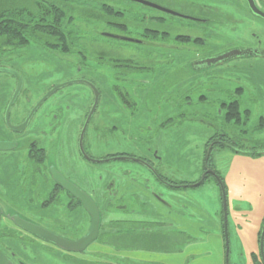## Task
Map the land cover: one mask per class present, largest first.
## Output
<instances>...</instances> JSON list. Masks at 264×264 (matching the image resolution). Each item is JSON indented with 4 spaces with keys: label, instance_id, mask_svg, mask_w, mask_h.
<instances>
[{
    "label": "rangeland",
    "instance_id": "1",
    "mask_svg": "<svg viewBox=\"0 0 264 264\" xmlns=\"http://www.w3.org/2000/svg\"><path fill=\"white\" fill-rule=\"evenodd\" d=\"M58 1L73 9L71 30L80 40L78 49L63 60L34 41L25 48L11 51L14 55L12 65L23 73L26 86L41 94L53 84L77 76L80 71L76 65L81 61L80 65L87 70L80 75L91 77L101 92L96 121L109 127L113 123L119 126L112 134L111 130L103 127L94 133L89 132L92 152L98 157L123 152L129 157L136 155L134 158L151 159L152 168L185 186L169 188L157 180V172L147 167L143 160L114 159L108 163L110 170L108 175L104 174L105 178H102L104 171H101L105 170V165L93 164L98 167L95 178L99 185L97 199L102 204L103 224H107L103 230L110 234L103 232L85 253H69L55 250L42 241L31 240L16 230L10 220L2 218L0 231H16L24 236V241L0 239V246L13 251L16 258L26 264H102L107 260L113 264H226L222 186L218 179L221 175L227 196L229 264H264L256 263L253 258V254H257L261 259L259 241L264 222V155L237 152L231 146L217 149L212 152L209 163L218 174L194 185L205 172L209 160L207 142L211 136L224 132L240 136L239 140L246 148L264 145V59L249 62L252 66L247 62L227 64L214 70L219 76L212 77L210 84L199 85L196 75L189 74L187 64H183L195 57L186 47L181 51L161 50L156 46L142 47L100 36L101 31L120 36L139 35L141 28L138 26L145 27L147 23L140 18L146 16L142 5L129 0ZM158 1L167 3L166 0ZM192 1L204 2L213 9L221 7L228 10L224 0ZM28 2L0 0V7L27 5ZM99 2L116 6L114 10L122 11V15H112L111 11L101 9ZM94 6L100 11L93 10ZM124 15L134 18H123ZM110 20L131 24L132 27L127 30L119 25L109 27ZM148 23L147 26L156 27L155 22ZM259 24L258 20L256 27L248 28L238 22L236 29L225 26L221 33L226 39H236L239 35L247 38L250 33L254 38L256 33L261 34L264 40ZM223 43L220 38L213 39L209 50H220ZM234 43L225 42L226 46ZM83 50H86L85 55H82ZM159 53H164L166 63L157 62ZM169 54L176 62L168 63ZM133 57L139 58L135 64L129 63L134 62L131 60ZM134 65L135 68L142 65L144 69L139 68L140 74L127 73L134 69L131 67ZM118 71L120 73L116 74ZM235 85L243 87L237 89V94H230L233 104L226 110L198 102L202 93L209 99L221 97L228 100L229 96L212 94L213 91L208 90H213L211 86L235 90ZM13 86L14 78L1 74L0 93L11 94ZM190 86L194 90L190 97L194 101L192 106L186 104L190 99L186 94L191 95ZM84 87L87 88L83 83H75L65 89L75 97ZM246 108L251 111L246 112ZM229 109H239V123L236 116L226 119ZM73 127L69 134L67 126L66 139L77 132L75 124ZM66 152L71 153L68 146ZM71 155L75 162L81 163L76 154ZM6 174L8 178L10 171ZM83 176L79 181H83ZM1 177L4 176L1 174ZM108 181H113V193L106 200L104 184ZM0 183L3 184V192L4 189L6 191V181L1 179ZM151 183L153 185L150 186ZM15 193L10 198L13 204L6 202L3 205L6 215L20 213L27 217L33 214L37 221L59 229L56 232L67 237L83 236L88 231L89 215L82 207H73V201L69 204V198H64V204L45 210L42 206H28L27 197L21 198L19 192ZM132 193H136L137 198ZM0 196L3 202L9 199L2 192ZM16 200H24L25 205L14 204ZM166 201L172 207L168 216L157 209L160 205L167 208ZM168 218L172 225L160 224L161 220L168 221ZM169 234H173L171 240H162Z\"/></svg>",
    "mask_w": 264,
    "mask_h": 264
},
{
    "label": "flooded vegetation",
    "instance_id": "2",
    "mask_svg": "<svg viewBox=\"0 0 264 264\" xmlns=\"http://www.w3.org/2000/svg\"><path fill=\"white\" fill-rule=\"evenodd\" d=\"M129 1L142 5L143 11L145 12L146 16L145 17L141 16L140 18L144 20V22L147 21V23L145 27L138 26L139 28H141V32L138 33L139 35L137 36H135V34L126 35V37L134 39V41H123V40L120 41L129 42L131 44H137L142 47L156 46L161 50H170V51H181L186 47L188 51L194 53L195 57H193L189 61L184 62L183 64H185V66L187 64L188 66L187 70H189L188 71L189 74L196 75V79L199 85L201 84L204 85L206 83L210 84L209 81L212 77L219 76L215 74L214 70L219 69L221 67L223 68L227 64H231L234 62H247L249 64V62L251 61H257V59H264V45H263L264 40L261 37V34L258 35L254 33L253 34L254 38L251 37V33H250L249 35H247V38H245V36L244 38H242L239 35L238 37H236V39H226V37L221 33V30H223L225 26H230L236 29V25L238 22H241L242 25H246V27L248 28L256 27L258 20L260 21L259 24L260 30L264 32V18L253 13L247 0H224L227 3L228 10H224L221 7L219 9H213L210 8L209 6H206L204 2H199V1L196 2L192 0H169V1L166 0L167 3L160 2L158 0H148L150 2L163 6L167 9H170L179 15L170 14L161 9L151 7L146 4L139 3L133 0H129ZM254 2L256 6L264 12V0H254ZM229 3L232 5V7L230 6ZM111 6L116 7L114 5ZM148 8L151 10H149ZM230 10H232L233 12ZM120 12L122 13V11ZM234 15L236 17H233ZM122 17L123 18L129 17L131 19L134 18L133 16L130 15H124ZM129 18L126 19L130 20ZM178 19L181 21H179ZM151 21L156 23V27L147 26L149 24L148 22ZM108 22H109L108 24L109 27H117V25L115 24L117 22L114 23L112 20ZM121 25H122L121 27H125L126 30L128 29V27H132L130 26L131 24H127V23H121ZM139 25H142V23L140 22ZM108 33L109 32L107 31H101L100 36L113 40H118L111 36H108L107 35ZM217 38H220L221 41L224 42L222 45L223 48L217 51L209 50L210 41L213 42V39H215L216 41ZM226 41L235 42V43L226 46L225 44ZM238 48H244V49L248 48V49L256 50L257 54L256 55L254 54V56H244V57L234 58L220 65L212 66L208 68L199 65H198L199 67L194 66V63L197 61H201L205 58L215 56L223 52ZM164 53L158 54L157 56L158 63L161 62L166 63L164 62V58H165ZM0 55H1L0 68H8L11 70H15L23 78V86L19 91L18 95L16 96V99L13 105L11 106L9 112V116H8V120L10 123L9 125L6 119V113H7L8 105L17 88V79L13 74L0 71V76L1 74H4V76L6 77L12 76L14 78V86L11 89L12 93L5 95L3 93H0V142H6L12 145V147L9 149H0V181L1 179H4L7 183L5 185L6 191L4 189V192L2 190L3 184L0 183V195L2 192L5 194V197L9 198L8 200H5L3 202L0 196L1 207H3L4 203L6 202L7 203L9 202L12 205L13 203L11 202L10 198L14 196L15 192L16 193L19 192L18 196H21V198L27 197L26 201L28 202V206H32V208L36 206H42L46 210V208L62 205L64 204V198L67 197L70 200L69 204L73 201L71 203L73 207L80 206L86 211L87 215H89L87 210L84 208L82 202L72 193H70L61 183H58L55 180L53 175L54 173L53 170H57L65 178L69 179L72 183H74L75 185L83 189L85 192H87L89 196L95 200L101 211L102 204H100V202L97 199V194L99 193V185L95 181V178L98 176L97 173L98 167L93 164H100V166L105 165L104 167L105 170L101 169V171H104L102 173V178H105L104 174L107 175L109 174L110 164L108 163L110 161H113L114 159L116 160V159L131 158V159H138L140 161L143 160L152 168L153 162L151 161V159H146L145 157L134 158V156L136 155H134L133 157H129L123 152L105 154L98 157L96 154L92 152L93 144H92V140H90L89 138V132L94 133L96 131H99L101 127H103L111 130V134H112L115 131V129H119V126L117 124L113 123L112 127L111 126L109 127L108 125H104V123H102L101 121L99 122L96 121L95 118L97 115L99 104L95 109L93 115L89 119L88 124L84 131V135L81 138L82 129L90 114L91 107L93 105L95 98L94 90L88 84H85L87 88L84 87L83 91L77 92L75 97L71 94L70 91H67V89H65V87L67 86L57 90L46 100H44L31 115L33 109L42 100V98L55 85L59 84L60 82L53 84L45 92L41 94H36L35 89L28 88L26 86L25 78L22 75L23 73L22 72L20 73V70L14 68V65H12L14 55L11 53V51L0 53ZM63 59L65 58L63 57L61 60ZM131 60H133L134 62L132 63L135 64L136 63L135 60H139V58L133 57L131 58ZM168 61H169L168 63L176 62L172 54H169ZM80 62H78V64L76 65L77 67H79L80 73L77 76L69 77V79H66V81L72 79H86L93 82L97 86V84L92 80L91 77H88L86 75H80L83 70H87V68L85 69L83 68L82 65H80ZM249 65L252 66L251 64ZM111 67L113 68L114 66ZM131 67H134V69L132 71L128 70L127 73H131V74L141 73L139 68L140 67L142 68V65H140V67L136 66L138 68H135V65ZM119 71L116 72V74L121 72ZM191 77H193V79L195 78V76H191ZM63 82L65 81L64 80L61 81V83ZM242 87L243 86L235 85V90H231V89L211 86L213 90L209 89L208 92L213 91L212 94L221 93L222 95H224V97H226L227 95L230 98L228 100H225L221 97H217V99H209L207 95L202 93L200 94V98L198 99V102L205 104L206 106L208 105L210 107L221 108L222 111L226 110V107L229 106L231 107L233 104L230 94H234V95L237 94L236 92L238 90H241ZM97 89L99 90L98 86ZM190 90H191V95L186 94L188 95L187 98L192 97L193 94L192 92L194 90H192L191 86H190ZM208 92L206 91V93ZM79 95L82 96L79 97ZM99 95L101 99L100 90H99ZM53 97H55V99L50 104L51 99ZM100 99H99V103H100ZM191 99L192 98L186 101V104L189 103L188 104L189 106H192L194 104V101H192ZM235 101L236 100L234 99V103L236 104ZM134 104H136V101ZM237 107L239 108V105ZM250 108H246V112H249ZM228 111L229 110H227V112ZM222 114L223 113H221V115ZM30 115L31 118L27 121ZM225 117L228 120L227 115H225ZM222 121L223 123L226 122V120H222ZM74 124L75 127H77L76 129L77 132L74 133V136L71 137L69 135V139H66L67 126L69 128V134H70L71 129L72 128L74 129L73 127ZM226 139L227 142L225 141ZM239 139L241 140L240 136L230 135L224 132L211 136L209 141L207 142L208 159L211 158L213 151L217 149L219 150L226 143L241 146L242 142H240ZM66 146L70 148L71 153L77 155V157L81 160V163L78 164L73 160V156L71 155V153L69 154L68 153L69 151L66 152ZM8 170L10 171V174L8 178H6V175H8L6 174V172ZM154 170L155 172H157V176H158L157 180L166 184L169 188L175 189L178 187L181 188L185 186L183 183L177 184L176 183L177 181H173L170 178L164 176L158 169L155 168ZM204 173H207L206 177L215 174L214 170L210 167H206ZM1 174L5 178L1 177ZM83 175H85L86 177H84ZM81 176H83V181H79L82 180ZM10 185H12V187H10ZM151 185H153V183H151ZM112 187H113V181L112 182L108 181V184L107 182L106 184H104L105 192L107 193V195L105 193L106 200H108V197H111L113 193V191H111ZM12 190L14 191V193ZM158 194L162 195L161 193ZM16 201L17 203H14L16 205L18 204L25 205V202H23L24 200L22 201L16 200ZM164 203H167V201ZM16 214L20 215V213H13L11 214V216ZM11 216L6 215L4 212L2 218L10 220V222L15 226L16 230L23 233L24 236L27 235V237L30 238L31 240L35 239L42 241L47 245L49 244V246L55 250L60 249L54 244L45 242L39 239L38 237H36L35 235L20 228L11 219ZM20 216L28 221L42 225L52 230L53 232L59 230L53 228L50 225H47L46 223H44L43 225L41 220L37 221V218H35L33 214L27 215L28 218L23 217L22 215ZM88 217H90V215ZM31 219H34L35 221ZM90 223H91V217H90ZM102 226H103V221H102ZM101 234H99V237ZM107 234L110 233L108 232ZM60 235L68 239H79L82 237V236L67 237L63 234ZM24 236L16 231L10 232V230L7 229L5 231H0V239L18 238L19 240L24 241L23 238ZM0 249L15 264H26L23 260L21 259L18 260L13 251H9V249L5 250L1 246ZM86 250L87 248L82 252H69V253H85ZM113 263L107 260V262H103L102 264H113Z\"/></svg>",
    "mask_w": 264,
    "mask_h": 264
},
{
    "label": "water",
    "instance_id": "3",
    "mask_svg": "<svg viewBox=\"0 0 264 264\" xmlns=\"http://www.w3.org/2000/svg\"><path fill=\"white\" fill-rule=\"evenodd\" d=\"M133 1L161 9L167 13H170V14L179 15L170 9H167L163 6L155 4V3L150 2L148 0H133ZM247 1L249 3V6H250L251 10L253 11V13L264 18V12L256 6L254 0H247ZM180 16H182V15H180ZM107 35L111 36L115 39H118V40L134 41V39L126 37V36H120V35H115V34H110V33H108ZM254 54L255 55L257 54L256 50H252V49H248V48L232 49V50L223 52L221 54L205 58L201 61H197L194 63V66L199 65V66L208 68V67L220 65V64H222L226 61L232 60L234 58L244 57V56H254ZM0 71H4V72H8L10 74H13L15 76V78L17 79V88H16V91H15L9 105H8L7 113H6L7 122L10 125L9 120H8L9 112H10L11 106L13 105V103L16 99V96L18 95L19 91L21 90V88L23 86V78L15 70H11L8 68H0ZM74 83L88 84L93 88L94 93H95V98H94L93 105L91 107L90 114H89L87 121L85 122L84 127H83L82 132H81V138H82L84 135L85 128L88 124V121L91 118V116L93 115L95 109L97 108V106L99 104V99H100L99 90L97 89V86L89 80L72 79V80H68V81H65L63 83H59V84L55 85L42 98V100L36 105V107L33 109L32 113H31V115L38 108V106L44 100H46L49 96H51L54 92H56L57 90L65 87V86H68V85L74 84ZM31 115L29 116L27 121L31 118ZM11 147H12V145H10L9 143L0 142V149H9ZM262 153L264 154V150L262 151ZM125 158H127V157H125ZM143 162H145V161H143ZM145 164L147 167H150L146 162H145ZM152 170L155 172V170L153 168H152ZM53 171H54L53 175H54L55 180L58 183H61L70 193H72L75 197H77L82 202L84 208L89 213V215L91 217V223H90V227H89L88 232L79 239H68V238L61 236L60 234H58L56 232H53L52 230H50V229H48L42 225H39L37 223H33L31 221L26 220V219L22 218L20 215L16 214V215L11 216L8 214V216H11V219L14 221V223L16 225H18L20 228H22L23 230L35 235L36 237H38L39 239H41L45 242L52 243L55 246L59 247L60 249H63V250L68 251V252H82L91 243L96 241L99 237L100 229H101V225H102L101 211H100L97 203L95 202V200L93 198H91L87 192H85L79 186L72 183L69 179L65 178L57 170H53ZM206 174L207 173H204L203 176L201 177V179L197 183H195L194 185H200L201 183H203L205 180ZM222 197H223L224 235H225V248H226L225 249V255H226V264H229L230 242H229V235H228V230H227V228H228V226H227L228 209H227V196H226V192H225L223 186H222ZM3 213H4V209H3V207L0 206V220L2 218ZM260 254H261L262 259L264 261V222H263V227H262V231H261V235H260ZM0 264H15V263L0 249Z\"/></svg>",
    "mask_w": 264,
    "mask_h": 264
},
{
    "label": "trees",
    "instance_id": "4",
    "mask_svg": "<svg viewBox=\"0 0 264 264\" xmlns=\"http://www.w3.org/2000/svg\"><path fill=\"white\" fill-rule=\"evenodd\" d=\"M27 1H29L27 5L0 7V53L25 48L31 43V41H34L59 58L65 56L69 57L68 55L75 54V50L78 49V42H80V40L77 35L74 34V31L71 30V25L74 23V15L72 14L73 9L60 4L58 0ZM99 3L101 4V2ZM100 6L102 7L101 9L111 11L112 15H122L121 12L115 11L114 7L107 3H102ZM94 9H96L97 12L100 11V9L95 6L93 7V10ZM83 12L85 13V11ZM115 24L122 26L119 22ZM81 52L82 55H85L86 50ZM83 58L85 57L83 56ZM129 63L132 62L129 61ZM121 99L124 101L123 98ZM240 114L239 109L236 111H231L229 109L227 118L229 120L230 116H236V121L239 123ZM225 141L227 142V139ZM225 146H231L233 149L236 148L235 150L237 152L264 155L262 153L264 145L246 148L243 144L239 146L226 143L223 147ZM210 159L211 158L206 162V167L212 168L209 163ZM216 173L217 171H215V174ZM210 176L211 175L207 176L205 179ZM218 179L225 190L226 185L224 184V177L219 175ZM176 183L182 184V182ZM103 227L104 226L101 225L100 234L101 231L102 234L104 232V230H102ZM253 258L256 263L264 262L262 256L261 259H259L257 254H253Z\"/></svg>",
    "mask_w": 264,
    "mask_h": 264
},
{
    "label": "crops",
    "instance_id": "5",
    "mask_svg": "<svg viewBox=\"0 0 264 264\" xmlns=\"http://www.w3.org/2000/svg\"><path fill=\"white\" fill-rule=\"evenodd\" d=\"M151 185V184H150ZM133 195H135V197H136V193H132ZM132 195V196H133ZM137 198V197H136ZM101 203V202H100ZM142 203H144V202H142ZM170 204L171 203H166V207L169 209H167V208H165L164 206H159L157 209L158 210H160L159 212L160 213H163V214H167V216H168V214H170V211L172 210L171 208V206H170ZM145 205H147L146 203H145ZM101 208H102V205H101ZM151 210H154V209H151ZM172 213V212H171ZM101 215H102V221H103V213H102V210H101ZM168 221H163V220H161L160 222V224H164V225H172V222L171 221H169V218L167 219ZM112 222V221H111ZM107 225V224H106ZM106 225H104L103 224V226L105 227ZM102 230H103V228H102ZM104 232H106V231H104ZM108 233V232H107ZM172 236H173V234L171 235V234H169V235H166V237L165 238H162V240H171V238H172ZM138 261V260H137ZM139 262V261H138ZM140 263V262H139Z\"/></svg>",
    "mask_w": 264,
    "mask_h": 264
}]
</instances>
